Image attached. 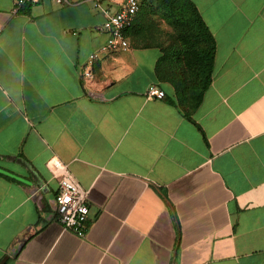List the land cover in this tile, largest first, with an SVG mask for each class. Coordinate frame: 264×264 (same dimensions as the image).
<instances>
[{"label":"crops","instance_id":"obj_1","mask_svg":"<svg viewBox=\"0 0 264 264\" xmlns=\"http://www.w3.org/2000/svg\"><path fill=\"white\" fill-rule=\"evenodd\" d=\"M192 1L217 43L193 120L145 0L130 49L93 61L92 1L0 0V263L264 264V0ZM54 156L90 191L85 236L59 220Z\"/></svg>","mask_w":264,"mask_h":264},{"label":"trees","instance_id":"obj_2","mask_svg":"<svg viewBox=\"0 0 264 264\" xmlns=\"http://www.w3.org/2000/svg\"><path fill=\"white\" fill-rule=\"evenodd\" d=\"M152 13H158L171 27L162 48L166 65L160 63L156 72L174 86V96L168 101L193 120L191 114L202 103L214 76L216 39L192 0H158Z\"/></svg>","mask_w":264,"mask_h":264},{"label":"built area","instance_id":"obj_3","mask_svg":"<svg viewBox=\"0 0 264 264\" xmlns=\"http://www.w3.org/2000/svg\"><path fill=\"white\" fill-rule=\"evenodd\" d=\"M46 0H16V9L26 4H37ZM60 5H70L86 0H50ZM96 8L102 10L105 20L101 31L107 36L98 52L90 55L93 61L101 53L127 51L131 42L127 31L134 26L140 9V0H116L117 8L105 5L108 0H90ZM84 75L90 77L92 71L84 70ZM150 96L163 98L165 91L152 86L149 90ZM50 168L59 182V190L55 198V206L58 211L59 220L64 229L71 230L78 236H85L89 228L90 206L88 197L89 189L85 188L74 175L69 165L59 157L54 156L50 162Z\"/></svg>","mask_w":264,"mask_h":264},{"label":"rangeland","instance_id":"obj_4","mask_svg":"<svg viewBox=\"0 0 264 264\" xmlns=\"http://www.w3.org/2000/svg\"><path fill=\"white\" fill-rule=\"evenodd\" d=\"M157 4H158V0H145V6L146 7H154L155 8ZM147 12H149V11H147ZM150 14H151L152 18L154 19L153 24L155 25L156 20L159 19L160 16H157L158 13L155 14V13L150 12Z\"/></svg>","mask_w":264,"mask_h":264},{"label":"water","instance_id":"obj_5","mask_svg":"<svg viewBox=\"0 0 264 264\" xmlns=\"http://www.w3.org/2000/svg\"><path fill=\"white\" fill-rule=\"evenodd\" d=\"M4 261H5V258L3 259V261L0 264H2Z\"/></svg>","mask_w":264,"mask_h":264}]
</instances>
